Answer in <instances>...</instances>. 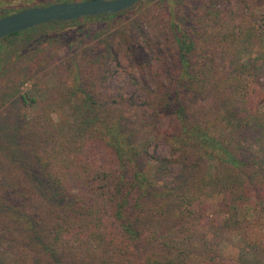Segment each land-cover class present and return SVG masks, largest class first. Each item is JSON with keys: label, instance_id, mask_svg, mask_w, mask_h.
Returning <instances> with one entry per match:
<instances>
[{"label": "trees", "instance_id": "trees-1", "mask_svg": "<svg viewBox=\"0 0 264 264\" xmlns=\"http://www.w3.org/2000/svg\"><path fill=\"white\" fill-rule=\"evenodd\" d=\"M226 1L197 10L219 16ZM132 8L11 34L0 42V65L7 43L30 39L41 27L75 26ZM172 10L166 18L177 52L154 87L127 72L136 85L133 99H97L105 52L75 54L62 64L65 82L75 70L72 89L82 98L72 134L30 117L37 99L29 92L12 89L0 105V154L13 164L9 183L0 187L7 223L0 228V264H241L218 234L235 211L236 234L244 238L245 229L259 226L254 246L264 253V68L249 79L238 67L212 71L213 59L194 55L196 43ZM45 55H34L16 76L34 78ZM140 93L154 119L118 115L136 106ZM147 141H166L172 152L160 156ZM53 158L60 165L47 163Z\"/></svg>", "mask_w": 264, "mask_h": 264}, {"label": "rangeland", "instance_id": "rangeland-1", "mask_svg": "<svg viewBox=\"0 0 264 264\" xmlns=\"http://www.w3.org/2000/svg\"><path fill=\"white\" fill-rule=\"evenodd\" d=\"M72 1L80 0H0V14H9L17 8ZM212 1L143 0L129 12L118 16L81 21L75 26L61 28L41 27L37 29L38 34L30 39L11 41L6 44V54L2 55L0 65V72L4 71L0 76V105L8 103L6 101L11 97L12 89L29 92L37 99L31 108L30 117L37 115L42 121L53 122L52 127L57 129L55 123H60L62 133L72 134L71 123L79 115L77 108L82 105V98L72 89V75L75 70L73 67L69 70L65 82L62 80V64L75 54L92 55L105 52L101 56L104 57V73L100 74L95 84L98 86L97 91L102 93L97 99L105 103L122 101V98L133 99L131 97L136 91V85L130 81L127 72L137 71L141 85L147 83L154 87L166 75L163 64L171 57L173 59L177 52L166 18L167 13L174 7L173 13L184 22L196 43L194 55L208 58V61L213 59L208 68L212 71L229 72L238 67V75H245L244 79L252 78L258 68H264V0H227L224 5L221 4L223 0H219L222 1L218 5L221 7L219 16L217 12L216 15L200 14L201 10H197V7ZM20 2L27 5H15ZM73 31L77 32L72 33ZM104 45H108V48ZM38 53H48L50 56L48 58L45 55V60L37 67L38 74L29 80L16 76L17 72L27 69L32 57ZM116 57L122 65H118ZM246 59H250L248 63H244ZM68 65L69 63L64 69ZM236 79L242 80L239 76ZM83 82L82 86H85ZM137 97L136 106L119 109L118 115L124 113L140 117L146 114L153 120V112L145 104L147 96L140 93ZM145 144L149 145L151 152L160 156H169L172 152L170 143L166 141H147ZM40 154L45 153L41 150ZM47 163L60 165L56 158L48 160ZM12 165L0 154V169L3 170L0 173V187L9 183L11 178L9 179L8 170ZM22 179L16 178L18 181ZM2 211L0 210V228L4 229L7 223L3 219ZM248 211L246 214L241 209L240 214L251 215V207H248ZM236 217L241 218L239 211L234 212L230 224L225 221L222 227L219 226L218 234L226 242L232 243V248H227L238 257L241 264H263L264 259L250 255L259 252L264 257L260 248L256 250L254 246V242L261 239L260 227L245 229V237L242 238L234 230L239 225Z\"/></svg>", "mask_w": 264, "mask_h": 264}, {"label": "water", "instance_id": "water-1", "mask_svg": "<svg viewBox=\"0 0 264 264\" xmlns=\"http://www.w3.org/2000/svg\"><path fill=\"white\" fill-rule=\"evenodd\" d=\"M140 0H80L26 7L0 17V42L11 34L51 22H68L83 17L115 14Z\"/></svg>", "mask_w": 264, "mask_h": 264}]
</instances>
